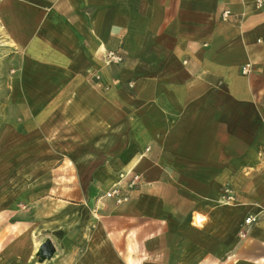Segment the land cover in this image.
Segmentation results:
<instances>
[{
  "label": "crops",
  "instance_id": "1",
  "mask_svg": "<svg viewBox=\"0 0 264 264\" xmlns=\"http://www.w3.org/2000/svg\"><path fill=\"white\" fill-rule=\"evenodd\" d=\"M257 1L0 0L1 57L17 74L4 106L21 121L10 130L69 155L52 179L4 174L0 264H264ZM109 50L124 61L107 63ZM127 172L138 185L118 205L105 193ZM226 184L238 203L222 200ZM47 239L56 251L41 258Z\"/></svg>",
  "mask_w": 264,
  "mask_h": 264
},
{
  "label": "rangeland",
  "instance_id": "2",
  "mask_svg": "<svg viewBox=\"0 0 264 264\" xmlns=\"http://www.w3.org/2000/svg\"><path fill=\"white\" fill-rule=\"evenodd\" d=\"M1 54L2 52L0 51V177L2 178V176L5 173H7L8 174L7 177L11 176L13 180H15V178L25 179L29 177L30 178L41 177L43 179H52L53 177H55L53 174L54 169L52 168L54 164L58 162L59 158H60V162L67 160L66 156L69 155H62V154L59 155V154L50 153L49 152L50 148L48 147L44 149L43 153H40L37 151V149L39 148L38 146H33L32 148L31 147L29 148L26 139L23 140V138L20 136L21 133L19 131L16 133L15 131L10 130L12 126H13V130H14V126L15 127H17V125L20 126L21 121L18 118L20 112L17 109V107L15 108L10 106L7 107L4 106V98L6 96L5 94H8L9 92V90L7 91L5 88L4 80L7 77V79L10 78L14 82L17 77L16 76L17 74L11 72L14 66L10 63L8 64V62L5 63L4 61L5 59L1 57ZM5 68L8 69V72L10 70L9 74H6ZM7 136L9 137V140H11L12 146H9V148L6 149L5 141ZM43 161L44 163H41L40 166V163L38 164V162H43ZM37 167H40L39 170ZM58 173H60L61 179L59 185L55 187V190L56 188H60L61 191H66V192L69 191L72 187L67 185L70 183L69 182L70 180L68 179L74 175L75 171L71 170L70 173L69 169L63 168L60 169ZM7 177L4 175L3 180H0V182L1 183L5 182ZM226 185L233 186L232 184H226ZM17 187L18 186H16V182L13 181V184L10 185L9 190L12 191L13 193H17V191L21 189ZM4 188L5 187H3L2 189ZM50 188L51 185L46 184V182L43 185L40 183V192H43L44 190L45 192L49 191ZM236 193H237V197L240 196L241 194L238 191H236ZM237 201L239 202V199ZM115 204L117 203L115 202Z\"/></svg>",
  "mask_w": 264,
  "mask_h": 264
},
{
  "label": "built area",
  "instance_id": "3",
  "mask_svg": "<svg viewBox=\"0 0 264 264\" xmlns=\"http://www.w3.org/2000/svg\"><path fill=\"white\" fill-rule=\"evenodd\" d=\"M258 6H261L263 4V0L257 1ZM230 14V11L226 10L223 11L222 16L227 17ZM259 43H264V38L258 39ZM105 61L107 63H122L124 61V55L121 52V50H109L107 51L105 55ZM253 63H246L242 66L241 72L243 75H250L253 72ZM138 175L134 174L132 172H127L121 174V181L118 183L112 185L107 192L105 193V196L108 199L114 200L117 204H123L127 201H129L131 197V192L136 188L138 185ZM125 183H123V181ZM222 200L229 204H236L238 203L237 194L234 190V188L231 185H225L222 193ZM257 220V217L254 215L249 214L245 218V224L251 225Z\"/></svg>",
  "mask_w": 264,
  "mask_h": 264
},
{
  "label": "water",
  "instance_id": "4",
  "mask_svg": "<svg viewBox=\"0 0 264 264\" xmlns=\"http://www.w3.org/2000/svg\"><path fill=\"white\" fill-rule=\"evenodd\" d=\"M55 246L50 239L43 242L40 246V257L51 258L55 253Z\"/></svg>",
  "mask_w": 264,
  "mask_h": 264
}]
</instances>
